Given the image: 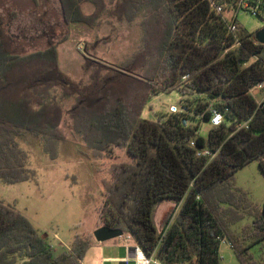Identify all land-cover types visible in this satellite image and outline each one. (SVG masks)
<instances>
[{
	"label": "trees",
	"instance_id": "16d2710c",
	"mask_svg": "<svg viewBox=\"0 0 264 264\" xmlns=\"http://www.w3.org/2000/svg\"><path fill=\"white\" fill-rule=\"evenodd\" d=\"M30 1L40 7L39 0ZM216 1L227 4L228 12L240 0ZM254 1L264 18V0ZM59 3L68 27L94 29L104 19L112 26L138 22L140 44L116 66L85 54V79L75 81L59 65L58 48L68 37L23 51L0 12V182L35 179L19 138H37L54 161L68 129L94 158L123 150L130 159L111 163L102 179L100 226L131 236L160 264H222L223 241L240 264H264V207L256 210L232 183L236 172L254 161L264 176V105L249 95L264 80V46L242 27L229 34L207 0ZM87 4L89 14L83 11ZM172 91L186 99V112L155 122L142 118L151 98ZM210 103L223 112L224 122L204 138L198 131L208 115L196 116ZM245 122L248 129L238 130ZM202 148L218 153L212 160L197 158ZM166 200L175 205L158 227L157 208ZM245 217L253 218L252 225L236 231L234 225ZM91 245V238L76 234L69 250L56 253L19 211L0 202V264H82Z\"/></svg>",
	"mask_w": 264,
	"mask_h": 264
},
{
	"label": "rangeland",
	"instance_id": "374dc122",
	"mask_svg": "<svg viewBox=\"0 0 264 264\" xmlns=\"http://www.w3.org/2000/svg\"><path fill=\"white\" fill-rule=\"evenodd\" d=\"M39 1L40 7L35 8L30 0H0L6 29L17 48L26 52L45 49L49 38L60 41L68 37L58 48L59 65L63 73L75 81L85 79L82 71L85 54L116 66L129 59L140 44L138 22L112 26L104 19L102 26L94 29L83 24L68 27L63 21L59 0ZM83 11L89 14L91 6L84 5ZM237 19L251 35L264 27V18L244 11L239 12ZM185 100L179 91L159 94L150 99L142 118L155 122L167 116L170 106H180ZM190 103L192 100L187 99V105ZM210 129V125L204 122L198 135L205 138ZM65 133L67 139L60 145V155L54 161L43 154L37 138L31 135L25 136L24 141L19 138L21 148L28 154V166L35 173V179L13 185L0 182V202L19 211L56 253L67 249L76 234H84L96 222L97 228L100 227L97 210L102 204V179L107 177L111 163L130 161L123 150H116L112 158H94L80 138L68 129ZM232 183L247 195L256 210L262 211L264 176L258 162L242 168ZM156 214L157 221L159 212ZM252 220V217H245L237 222L234 225L236 231L251 226ZM87 237L92 239L93 232ZM99 244L94 242V246ZM220 255L223 264H240L227 243L222 245Z\"/></svg>",
	"mask_w": 264,
	"mask_h": 264
},
{
	"label": "built area",
	"instance_id": "2783aa9c",
	"mask_svg": "<svg viewBox=\"0 0 264 264\" xmlns=\"http://www.w3.org/2000/svg\"><path fill=\"white\" fill-rule=\"evenodd\" d=\"M211 9L219 16H221L225 27L227 29V32L229 34H232L233 36H235L237 33L240 32V24L238 22V14L240 11H244L247 13H250L251 15L257 16L259 17L261 14V9H260V3L254 0H240L236 6L232 5L230 8H228V12H225L227 10V4H219L216 0H207ZM227 14V17H226ZM240 43L238 42V40L235 43V47L239 46ZM254 61V60H252ZM251 61V62H252ZM186 79V77L184 78V80ZM249 95L251 97H253L258 105H264V80L258 82L256 85H254L250 90H249ZM184 103H182L180 106H176V105H172L169 107L168 109V113L169 114H181L186 112L184 109ZM219 114L222 117V120L219 124L214 123V116L216 114ZM205 114L208 115V120L206 123H208L210 125L211 128H215V127H219L223 124L224 122V114L223 112H221L215 103H210L206 109V111L204 113H201L200 115L196 116V119L198 120H203ZM192 117H194V114H191ZM183 126L188 127L190 125V121L189 120H184L183 121ZM238 130L240 129H248V123H241L238 124L237 126ZM190 146L192 148H195V143L191 142ZM218 151L212 150L210 148H202V149H198L196 150V157L197 158H207L208 160H212L216 155H217ZM124 238V244L126 247L129 248V244L132 241L131 236H122L120 239ZM134 250V257L131 259V262L133 264H141V260L140 257L138 255L137 250L139 249L140 252L143 253V258L145 260L150 261V264H160L159 261L154 257V256H146L143 252V250L141 249V247L139 245H134L133 247ZM129 260L126 259L124 261V264H129Z\"/></svg>",
	"mask_w": 264,
	"mask_h": 264
},
{
	"label": "crops",
	"instance_id": "0c3cea01",
	"mask_svg": "<svg viewBox=\"0 0 264 264\" xmlns=\"http://www.w3.org/2000/svg\"><path fill=\"white\" fill-rule=\"evenodd\" d=\"M239 171H237L236 174ZM174 205L175 204L173 201L166 200L157 208V213L159 212V218L156 221V219H157V214H156L155 222H156V225L158 227L162 226L164 220L166 219V217L168 216L170 211L173 209ZM96 229H97V222L82 235L88 236V234L90 232H93ZM94 242H95V240L92 238L91 247H93V248L91 249V247H90L88 249V251L86 252V254L83 258L82 264H124V261L126 259H128L130 261L129 264H133L131 262L132 258H131V252H130L132 247L135 245L133 240L130 242L129 248L125 246L124 238L112 240V241H109L106 243H102L101 245L99 244L100 246L99 245L94 246ZM224 243L225 244L227 243V245L230 247L228 242L223 241L220 245L219 254H221V252H222V245ZM69 247H70V245L65 250H69ZM59 252L60 251H58V253ZM17 264H23V262H18ZM222 264H223V262H222Z\"/></svg>",
	"mask_w": 264,
	"mask_h": 264
},
{
	"label": "water",
	"instance_id": "95a60500",
	"mask_svg": "<svg viewBox=\"0 0 264 264\" xmlns=\"http://www.w3.org/2000/svg\"><path fill=\"white\" fill-rule=\"evenodd\" d=\"M255 40L260 44L264 46V27L259 29L254 34ZM124 236L123 231L117 230V229H111L106 226H101L93 231V239L102 244L106 243L112 240H116ZM131 252V258L134 257V250L133 248L130 250Z\"/></svg>",
	"mask_w": 264,
	"mask_h": 264
},
{
	"label": "clouds",
	"instance_id": "9594fccd",
	"mask_svg": "<svg viewBox=\"0 0 264 264\" xmlns=\"http://www.w3.org/2000/svg\"><path fill=\"white\" fill-rule=\"evenodd\" d=\"M221 120H222V117L217 113V114L214 116V123L219 124V123L221 122ZM137 252H138V255H139V257H140L141 264H150V261L145 260V259L143 258V253L140 252L139 249L137 250Z\"/></svg>",
	"mask_w": 264,
	"mask_h": 264
}]
</instances>
